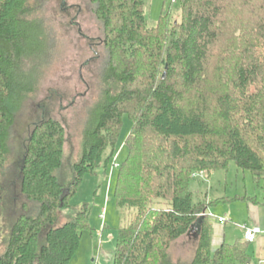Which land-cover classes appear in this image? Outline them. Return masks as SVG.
Segmentation results:
<instances>
[{
    "label": "trees",
    "instance_id": "obj_1",
    "mask_svg": "<svg viewBox=\"0 0 264 264\" xmlns=\"http://www.w3.org/2000/svg\"><path fill=\"white\" fill-rule=\"evenodd\" d=\"M91 1L110 54L102 103L69 179L65 128L46 119L30 134L16 187L4 180L8 138L51 45L32 0H0V264H71L91 207L72 209L70 200L86 176L115 160L124 116L132 128L115 200L127 217L113 264H252L244 239L213 248L210 218L201 214L257 199L199 200L191 183L232 162L264 183V0H180L181 19L162 14L155 27L147 0ZM63 210L71 214L58 225ZM199 222L192 259L174 261L172 243Z\"/></svg>",
    "mask_w": 264,
    "mask_h": 264
},
{
    "label": "rangeland",
    "instance_id": "obj_2",
    "mask_svg": "<svg viewBox=\"0 0 264 264\" xmlns=\"http://www.w3.org/2000/svg\"><path fill=\"white\" fill-rule=\"evenodd\" d=\"M32 3L43 19L51 46L43 75H39L38 82L36 75L30 77L34 81L32 87L35 90L25 98L9 134L10 161L5 171L6 186L15 182L17 187L30 134L37 123L46 119L57 120L65 128V165L62 172L67 179L71 177V167L81 151L84 129L91 118L96 116L102 103L104 73L110 58L103 41V24L95 13L97 5L91 0H32ZM169 12L173 21L181 19L180 0H147L144 7L150 27H155L160 16ZM131 128L132 122L128 116H124L116 145L115 162L118 165L127 157L126 139ZM113 164L114 159L108 167L100 168L97 175L86 176L70 200L72 209L83 204L91 207L89 228L83 231L74 261L113 264L110 258L117 244L118 231L127 217L126 211L120 213L116 207L115 187L119 169H112ZM195 178L191 189L199 200L207 197L210 202L217 198L238 196L257 199L258 202L254 205L244 200L221 203L209 207V212L201 214L210 218L213 248L223 241L233 243L241 238L243 226L251 227L256 222L264 226V183L259 186L255 184L249 172L238 169L232 162L227 170L213 172L210 177L200 174ZM208 213L228 222L221 225L217 219L208 217ZM69 214L68 210L60 211L58 225L64 224ZM3 218L1 211L0 225L4 224ZM195 235L191 233L172 243L170 254L174 261L188 262L192 259L197 245ZM248 251L253 257L252 264H260L264 260V236L250 243Z\"/></svg>",
    "mask_w": 264,
    "mask_h": 264
},
{
    "label": "built area",
    "instance_id": "obj_3",
    "mask_svg": "<svg viewBox=\"0 0 264 264\" xmlns=\"http://www.w3.org/2000/svg\"><path fill=\"white\" fill-rule=\"evenodd\" d=\"M119 167L118 164H116L115 160H114V164H113V168L112 169H117ZM105 212H106V208L103 209V215L105 216ZM209 217L217 219V221L221 224V225H225V223L227 222V220H225L224 218H217L215 215L210 214ZM243 232H244V240L248 243H253L255 242V240L257 239V237L259 235L264 234V230H262L260 227L258 226H253V227H248V226H243L241 227ZM260 264H264V260H262L260 262Z\"/></svg>",
    "mask_w": 264,
    "mask_h": 264
},
{
    "label": "crops",
    "instance_id": "obj_4",
    "mask_svg": "<svg viewBox=\"0 0 264 264\" xmlns=\"http://www.w3.org/2000/svg\"><path fill=\"white\" fill-rule=\"evenodd\" d=\"M263 206V205H262ZM209 212V211H208ZM210 214H213V213H208V215H210ZM214 215V214H213ZM227 222H228V220H227ZM226 222V223H227ZM226 223H225V225H226ZM253 226H258V227H260L262 230H264V226L263 225H260L258 222H256L254 225H252L251 227H253ZM242 229V228H241ZM242 231V230H241ZM192 232L194 233V235L195 234H197V232H198V230H192ZM240 235H241V238H239V239H244V232L242 233H240ZM196 236V235H195ZM259 236H264V234H262V235H259ZM258 236V237H259ZM257 237V238H258ZM238 240V239H237ZM256 241V240H255ZM77 256V255H76ZM75 256V257H76ZM75 257H74V259H75ZM74 259L72 260V262H71V264H84L81 260H75L74 261ZM110 261H112L113 262V257L111 256V258H110Z\"/></svg>",
    "mask_w": 264,
    "mask_h": 264
},
{
    "label": "water",
    "instance_id": "obj_5",
    "mask_svg": "<svg viewBox=\"0 0 264 264\" xmlns=\"http://www.w3.org/2000/svg\"><path fill=\"white\" fill-rule=\"evenodd\" d=\"M166 69H167V67H166ZM166 76H167V72L164 73L163 80L166 79ZM193 230H198V231L200 230V222L197 223L196 225H194Z\"/></svg>",
    "mask_w": 264,
    "mask_h": 264
}]
</instances>
